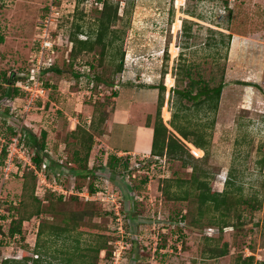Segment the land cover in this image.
Listing matches in <instances>:
<instances>
[{
	"label": "rangeland",
	"instance_id": "1",
	"mask_svg": "<svg viewBox=\"0 0 264 264\" xmlns=\"http://www.w3.org/2000/svg\"><path fill=\"white\" fill-rule=\"evenodd\" d=\"M101 1L0 0V37L3 38L0 40V87H3L5 77L14 73L22 76L33 67L31 62L40 57L37 41L42 42L48 37V29L52 30L51 39L56 48L53 56L57 68L62 71L44 73L47 93L39 107L25 115L24 128L33 129L40 135L43 129L40 124L44 122L56 130L63 121L60 118L66 116L72 98L79 97V91H84L91 84L93 91L82 96L92 102L94 109L111 110L115 102L113 94L123 90L122 81L138 85L163 82L166 90L162 116L170 119V90L178 84L181 87L187 85L188 80H177L178 65L186 63L192 66L194 77L206 80L214 77L212 85L224 82L215 115H206L189 101H185L189 108L182 112L192 126L206 125L210 143L204 165L212 173L209 177L212 189L223 191L226 181L231 179V190L247 198L256 197L261 207L253 210L242 205V225L237 224V217H230L232 226L220 229L211 224L212 211L204 214L200 225H190L191 217L198 216L196 202L191 204L192 216L184 220L182 216L190 205L187 201L164 200L161 185L166 178L190 179L192 168L183 166L182 161L162 158L155 170L149 167L148 172L138 174L137 179L126 180L124 184L118 176L113 179V194L126 193L125 205L135 204L136 212L144 218V221L139 218V221L132 222V236L118 237L125 233V227L121 231L123 233L116 230L124 220L118 221L117 216L111 213V202L98 199L77 203L81 202V197L75 195L79 193L78 187H87L84 180L77 178L75 181L69 174L62 177V184L58 183L62 187L49 182V188L36 177L35 195L41 198V207L48 208V200L52 198L56 212H43L24 220L26 223L22 221V233L18 238L0 243V264L5 256L19 258L17 260L23 262L25 256L36 258V254L41 264H82L84 261L87 264L91 261L113 264L114 251H118L121 258L118 264H133L130 258L134 255L139 259L135 264H245L249 256H254L251 264L264 263V0H121V18L111 27L115 32L108 33L107 37H114L113 44L108 47L103 62L101 47L98 46L93 53L71 64L69 52L72 43L67 40L68 34L74 30V23L82 24L85 31H93L103 6ZM188 11H193L194 16ZM51 12L59 24L53 21L49 26L42 23ZM184 19L191 21L190 37L183 35ZM221 33L226 35V42H221ZM228 34L231 35L230 40ZM86 36L87 33L80 34L81 39H86ZM120 48L125 55L124 70L116 72V65L121 60ZM93 66L95 74L106 81L105 86H100L101 80L95 83L92 78L80 77L84 72L91 75ZM164 70L167 72L165 75L162 74ZM65 94L66 97L63 96ZM81 100L85 99L81 97ZM20 101L17 99L16 103ZM9 103V100L0 102L2 110L11 108L10 111L14 112L9 123L0 117V134L6 139L13 132L10 125L23 113L21 106L16 104L17 109L14 110L13 103ZM71 106L76 107L74 103ZM165 110H168L167 115ZM213 118L215 124L211 128L209 123ZM47 141L51 157L61 160L57 167L60 173L61 166L72 157L77 146L71 142L66 150L56 138ZM113 142L111 146L116 150L129 147L127 141L124 145L118 138ZM105 145L102 137L95 138L90 167L106 164L115 155L113 149ZM128 155L138 159L148 157L136 153L119 156ZM197 155H202V151ZM29 171L26 167L23 175H15L5 182H2L0 172V185L4 184L3 193L9 197L6 206L9 216L2 222L0 230L5 236L10 234V228L18 223L21 215H28L36 207L30 197L31 181L24 177ZM144 175L148 180L142 185L140 179ZM61 194L64 198L60 202L56 199ZM82 209L88 210L87 214L79 219L75 228L60 235L46 232L38 238L36 227L42 221L64 225L67 221L73 222L66 213H80ZM90 211L98 214L89 215ZM220 237L221 246L227 245V255L208 258L205 247L214 243L210 239ZM37 245L39 250H36ZM98 246L112 250V254L107 256L106 250H102L94 259ZM27 264L32 263L27 261Z\"/></svg>",
	"mask_w": 264,
	"mask_h": 264
},
{
	"label": "trees",
	"instance_id": "2",
	"mask_svg": "<svg viewBox=\"0 0 264 264\" xmlns=\"http://www.w3.org/2000/svg\"><path fill=\"white\" fill-rule=\"evenodd\" d=\"M103 6L100 9V16L96 18V28L93 31L88 32L83 29V25L80 23H74V30H71L68 34L67 40L72 43L71 50L69 52V62L72 64L74 61L82 54L93 53L96 48L101 47V59L103 62V57H105L108 53V47L113 44L114 37H107L109 32H115L111 30V27L114 26L117 21L121 18L120 16V2L121 0H102ZM189 15L194 16L193 11H188ZM191 21L188 19L183 20V35L190 37L191 36ZM87 33L86 39H81L80 34ZM222 34V41L226 36L224 33ZM228 40H230L231 35L228 34ZM3 38L0 37V40ZM120 62L116 65V72H121L124 70V52L121 51L120 48ZM177 80L183 82L187 81V85L185 87H181V85H175L171 88L168 104L169 109L172 111V115L170 119H164L162 116V107L164 104V93L166 90L165 84H144L150 85L154 88H158L159 96L157 100V109L154 115H148L147 124L153 127V140H152V149H151V157H160L169 160H179L182 161L183 166H190L192 168V174L190 179H182V178H166L162 180V195L164 200H175V201H187L190 205V209L186 211V214L183 215L182 219L186 220L190 215L192 216L191 204L196 202L197 213L198 216H192L190 219V225L195 226L196 224L201 223V219L204 214L208 211H212L213 214L211 216V224L217 225L220 229L226 228L228 226H232L230 223V217H237L238 223H240L241 214V206L246 205L248 208L257 210L261 207V202L256 197L247 198L242 195H237L233 190L230 189L231 179L226 181V187L223 191H214L209 181V177L211 176V171L204 165L206 164L207 156H208V144L210 143L207 138V131H205L206 125L201 124L200 126H192L191 121L187 120V115L182 112L185 109H188L189 106L186 105L185 101L192 102L198 110L204 112L206 115L210 113L216 114L218 111L220 98L222 95V90L224 87V82L221 81L216 85H212L211 82H214L215 78L212 77L211 80H206L204 78H197L193 75V69L191 65L186 63H180L177 67ZM49 71L62 72L57 68V65L50 69H46L44 73ZM167 72L164 70L162 72L165 75ZM83 73L80 74L82 76ZM14 76V77H13ZM25 78V74L20 76L10 75L4 78V85L0 87V101H4L6 99H10L9 105L13 103V98L22 94L20 90L15 86V83L19 80H23ZM101 77L98 75H94L92 79L95 81H100ZM177 82V81H176ZM96 83V82H95ZM154 84V85H153ZM46 85V83H45ZM48 86V85H46ZM169 86V85H168ZM116 93L113 94V96ZM10 108L7 109L6 113H9ZM165 115L168 114V110H165ZM168 117V116H166ZM107 118V114L105 111L95 108L94 115L91 120V123L88 126L77 125L76 129L71 131L67 135V147L72 143H75L77 148L73 150L72 157L67 159V162L62 165V169L60 173L58 172V163H61L58 159H53L50 155V152L47 148V134L45 131L41 132L40 135L34 133L28 128H24L25 136L24 139L26 142L28 141V146L31 148V160L33 164L36 165L37 168H41L42 162L45 157H50V165L48 166V170L54 172L57 178V182L62 184V172L66 173V175L71 174L74 176L76 181L77 178L84 180L87 184L90 193L94 194L97 190L110 188L114 189L112 186L113 179L118 176L121 182L124 184L126 180L137 179L138 169L140 167L134 166L132 169V163L130 162L128 156H119L113 155L108 163L102 164L99 167L89 166V161L91 157V151L93 145L95 143V136L103 133V125ZM18 123V120L13 121V125H10L12 128L11 136L15 133V126ZM215 124L214 118L209 123V126L212 128ZM27 133V134H26ZM10 136V137H11ZM9 137V138H10ZM72 142V143H71ZM202 151V155H197ZM5 153V151H4ZM197 153V154H196ZM70 163V164H69ZM150 161L148 162V165ZM147 165V166H148ZM144 167L146 165H143ZM130 167V168H129ZM122 168V169H121ZM63 170V171H62ZM137 172V173H136ZM127 173V177H126ZM134 173L137 175L133 177ZM50 179H53L52 175L48 174ZM26 179H30L31 183V193L30 197L36 203V207L33 211H31L28 215H21L18 219V223L10 228V236L15 234H21V225L22 221L27 220L35 215H40L43 212H56L54 209V203L52 198L48 200L47 206L48 208L43 209L41 207V198L35 195V187H36V176L33 171L30 170L29 173H25L24 176ZM141 178V177H140ZM147 175H144L143 178L140 179L142 185L147 182ZM78 187V189H81ZM121 190V189H120ZM121 206L119 208L121 218L125 227V233L122 235H118V237H128L132 236V222L139 221L140 216L142 215L139 212H136L135 204H130L129 207L125 205L126 202V193L123 191L119 194ZM49 198V197H48ZM64 198L63 194L57 197V201H62ZM76 198V197H74ZM78 199V198H77ZM76 199V201H77ZM81 202H77L79 204H83L82 202H93L94 200H82L79 198ZM127 204V202H126ZM88 210H80V213H66L65 215L69 216L73 222L67 221L64 225H60L58 223L42 221L39 230H38V238L49 232L50 234L60 235L63 231H68L71 228H75L79 224V219H81L85 214H87ZM89 215L98 214L95 211H90ZM111 213L114 216H117L115 210L113 209ZM139 219V220H138ZM142 221V220H141ZM71 223V225H70ZM1 230V227H0ZM117 230V229H116ZM117 233L119 231L117 230ZM120 234V233H119ZM221 237L219 239H210V241L214 242L208 243L205 247V253L208 258H221L226 256L228 253L226 243L221 246L219 243ZM39 245L36 246V250H39ZM106 250L104 246H98L95 249V258L97 259L100 251ZM112 254V250H106V255L109 256ZM19 258L7 257L5 258L1 264H27V261H31L32 264H41V260L39 256L35 257H24V261L21 262L17 260ZM139 260L137 255L132 256L130 258V262L133 264ZM247 262L245 264H251L254 261V256H249L245 259ZM82 264H87L84 261ZM88 264H95V262H90ZM258 264H264L259 262Z\"/></svg>",
	"mask_w": 264,
	"mask_h": 264
},
{
	"label": "built area",
	"instance_id": "3",
	"mask_svg": "<svg viewBox=\"0 0 264 264\" xmlns=\"http://www.w3.org/2000/svg\"><path fill=\"white\" fill-rule=\"evenodd\" d=\"M57 22L59 24L58 19L53 16V13L49 14L44 21L42 22L43 24H47L48 26L50 25L51 22ZM52 22V23H53ZM49 34L46 39H44L42 42L40 40L37 41V52L39 53L40 57L42 59H34L31 62L30 70L25 74V78L23 80H19L18 83H16V87L20 90L22 94L16 96L13 98V108L14 110L17 109L16 107V100L21 99V103H18V106H21L23 108V113L22 117L18 118V124L20 125H14L15 126V133L8 139L4 138L2 134H0V172L2 173V182L7 181L10 177H13L15 175H23L24 169L26 167H29V170H32L34 175L38 177L39 181L43 182L44 185L50 186L51 182H55L54 184L56 187L59 185L56 180L57 177L55 173L50 170H48V166L50 165V157H45L44 161L42 162L41 168H37L35 164H33L31 160V148L28 146V141L24 139L25 136V129H24V123L23 120L25 119V115L30 113L32 110L35 108L39 107V102L43 100L44 95L47 93V88L43 79L44 76V71L46 69H50L56 65V59L53 56L56 53V48L53 43V39H51V34L52 30L48 29ZM86 72L83 73L85 75ZM89 74V73H86ZM84 77V76H82ZM93 88V84H91L90 87H88L87 95L91 92V89ZM11 101L9 98L6 99ZM2 102V101H0ZM11 110V108H10ZM14 116V112L9 111V113H6L5 110H2L0 108V117H3L7 123H9L10 118ZM9 118V120H7ZM12 125V124H11ZM27 134V133H26ZM5 151V153H4ZM133 155H128V158L130 162L132 163V169L134 166L140 167L138 169V173H143V172H148L149 167L153 168L154 170L157 168V163L159 161H163L162 158L160 157H154L152 158L151 156L146 157V159H138L132 157ZM138 159V161L136 160ZM141 160V161H139ZM153 160H156L153 162ZM61 161V160H60ZM148 161H150V164L148 165ZM70 164V163H69ZM143 165H146L145 167ZM148 165V166H147ZM153 165V166H152ZM130 168V167H129ZM52 175L53 180H50L49 175ZM67 172L64 173L62 172V177H67ZM69 175V174H68ZM137 174L134 173L133 177H135ZM74 179V176H71ZM127 177V173H126ZM50 182V183H49ZM4 184L0 185V227H2V222L6 220V217L9 216V209H6L7 203L9 201V197L7 195H4ZM40 186H37L39 188ZM50 188V187H49ZM85 188V189H83ZM85 190V191H84ZM111 190V192H110ZM79 193V197H81L82 200H102V201H109L113 204V209L115 210V213L117 215V220L121 221V214L119 211V208L121 206V201H120V195L119 193L117 195H114V189L104 188V189H99L97 192L94 194L90 193L88 187H82L81 189L77 190ZM36 192V191H35ZM72 192V191H71ZM143 217H140V220H143ZM25 223L27 221H24ZM39 226V223H38ZM124 226L123 224L119 223V226L117 227V230L120 233L123 230ZM36 230H39V227H36ZM125 232V231H124ZM20 234H15L13 236H10L9 234L5 236L1 231H0V243L5 242L7 243L8 240H11L12 238H18ZM121 244L120 242H117ZM123 246V245H122ZM121 247V246H120ZM124 247V246H123ZM121 247V248H123ZM124 249V248H123ZM122 249V250H123ZM117 252V253H116ZM118 251H114L113 254V264H118L119 261L121 260L120 255L118 254ZM38 257V254H36V258ZM7 258L6 256L4 259ZM1 259V257H0Z\"/></svg>",
	"mask_w": 264,
	"mask_h": 264
},
{
	"label": "crops",
	"instance_id": "4",
	"mask_svg": "<svg viewBox=\"0 0 264 264\" xmlns=\"http://www.w3.org/2000/svg\"><path fill=\"white\" fill-rule=\"evenodd\" d=\"M87 54L80 55L76 60L85 58ZM94 69L95 67L93 66L91 75H84L85 79H91L92 77H94V75H96ZM68 79H70L69 81H71V78ZM95 82L98 83V81L96 80ZM122 82L124 85L121 89L123 90L116 92V96H114L115 102L113 103L112 109L106 111V114L108 112V115L103 125V133L101 135L99 134L98 136L96 135L97 137L95 136V138L98 139L99 137H102V139L106 143L105 146L107 148L113 149L112 152L114 151L115 155L136 153L151 156L153 127L152 125L149 126L147 124V119L148 115H154L156 112L157 108L155 109V106L157 105L159 90L158 88H154L150 85H138L129 81ZM99 83L101 84L100 86L106 85V81L104 79H101V82ZM60 89H62V86L60 87ZM85 89L84 91H79V97L72 98L73 101H70L67 112H65L66 116L64 118H60V120L63 121L58 124L59 127L56 130L54 128L52 129L50 126H46L44 122L40 124L41 126H43L41 132H46L47 139H50L52 137L56 138V140L58 139L60 146L64 145L65 147H67V135L71 131L75 130L77 125L88 126L91 123L94 115V106L92 102L87 100L86 97L82 96V94L88 93V88L86 90ZM70 92L74 94L73 91L70 90ZM63 96L66 97V94ZM81 97H83V99L85 100L82 101ZM73 103L76 105V107L71 106L73 105ZM55 105H57V102L55 103ZM30 126L35 127L36 124H30ZM34 132L37 133L36 131ZM60 137L66 138L65 140H63ZM117 138L121 140L120 143L122 144L126 143L127 141L129 143V147L126 146V148H120L116 150L113 146H111V142L115 141V139ZM47 144H49L48 141ZM89 162L90 165L91 161Z\"/></svg>",
	"mask_w": 264,
	"mask_h": 264
},
{
	"label": "clouds",
	"instance_id": "5",
	"mask_svg": "<svg viewBox=\"0 0 264 264\" xmlns=\"http://www.w3.org/2000/svg\"><path fill=\"white\" fill-rule=\"evenodd\" d=\"M85 75H89V74H86V73H85ZM82 76H83V75H82ZM93 87H94V86H93ZM92 89H93V88H92ZM92 89H91V90H92Z\"/></svg>",
	"mask_w": 264,
	"mask_h": 264
}]
</instances>
